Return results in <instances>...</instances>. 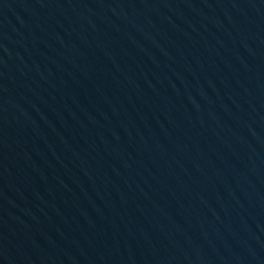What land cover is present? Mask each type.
<instances>
[{"label": "water", "instance_id": "water-1", "mask_svg": "<svg viewBox=\"0 0 264 264\" xmlns=\"http://www.w3.org/2000/svg\"><path fill=\"white\" fill-rule=\"evenodd\" d=\"M0 264H264V0H0Z\"/></svg>", "mask_w": 264, "mask_h": 264}]
</instances>
